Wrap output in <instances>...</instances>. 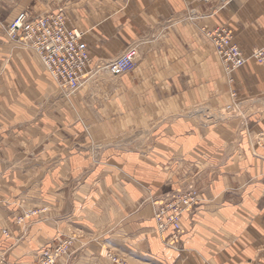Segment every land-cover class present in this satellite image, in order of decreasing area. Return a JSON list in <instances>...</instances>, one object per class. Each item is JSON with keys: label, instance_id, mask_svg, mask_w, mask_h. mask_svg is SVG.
Wrapping results in <instances>:
<instances>
[{"label": "crops", "instance_id": "1", "mask_svg": "<svg viewBox=\"0 0 264 264\" xmlns=\"http://www.w3.org/2000/svg\"><path fill=\"white\" fill-rule=\"evenodd\" d=\"M3 7L0 264H37L72 233L56 264H111L105 247H125L128 264H264V65L247 60L228 81L200 32L228 26L248 58L264 48V0H70L86 72L137 51L133 69L100 70L72 95L7 36L19 12ZM190 182L201 201L175 251L143 200ZM26 210L39 212L18 222Z\"/></svg>", "mask_w": 264, "mask_h": 264}, {"label": "built area", "instance_id": "2", "mask_svg": "<svg viewBox=\"0 0 264 264\" xmlns=\"http://www.w3.org/2000/svg\"><path fill=\"white\" fill-rule=\"evenodd\" d=\"M62 10L31 18L26 11H20L7 25V36L24 48L32 49L41 59L44 68L51 74L56 84L66 93H74L87 76H92L100 70H106L113 76L133 69L135 66L136 49L131 47L107 64L95 65L86 72L89 65L87 47L82 40V33L75 28H67ZM202 36L210 41L214 53L221 63L227 77L231 73L245 66L247 60L264 65V48L251 51L247 58L234 39L231 29L226 25H217L213 28L201 27ZM231 80V79H230ZM235 98V93H231ZM234 101L218 112L223 118L233 110ZM217 116V117H218ZM256 144L264 147V133L256 139ZM194 184L189 183L183 190L176 189L165 194L156 205L155 222L157 230L167 233V246H172L169 241L176 244L175 249H180L182 234L181 219L185 214H190L199 205ZM30 211L24 213L18 222L38 213ZM70 239L63 240L53 252L43 251L39 264H55L56 259L69 251Z\"/></svg>", "mask_w": 264, "mask_h": 264}, {"label": "rangeland", "instance_id": "3", "mask_svg": "<svg viewBox=\"0 0 264 264\" xmlns=\"http://www.w3.org/2000/svg\"><path fill=\"white\" fill-rule=\"evenodd\" d=\"M70 0H0V3L4 6L3 8H6L5 10L9 11L13 8L14 9V13L16 12H20V11H26L27 14L31 17V18H36L38 16L41 15H45V14H49V13H55L59 10H62L64 16V6L66 5V3H68ZM4 12V10H3ZM6 12V11H5ZM66 19V16H65ZM67 22V20H66ZM13 41V40H12ZM18 44V43H17ZM19 45V44H18ZM21 46V45H19ZM22 47V46H21ZM258 47H254L251 49H257ZM136 49V48H135ZM32 50V49H30ZM33 51V50H32ZM250 51V53H251ZM34 52V51H33ZM35 56H37L39 58V60L41 61L40 57L34 52ZM137 54V51H136ZM216 56V55H215ZM217 57V56H216ZM218 59V58H217ZM252 62L259 64L257 62H255L253 59H250ZM219 61V60H218ZM42 62V61H41ZM220 63V61H219ZM43 64V63H42ZM221 65V63H220ZM222 67V66H221ZM224 76H226V74L223 71ZM232 74V73H231ZM227 77V76H226ZM228 78V81H230V78ZM54 81V80H53ZM55 85L60 88L56 82L54 81ZM60 90L62 92H64L65 94H67L65 91H63L61 88ZM77 91V90H76ZM75 91V92H76ZM74 92V93H75ZM73 94V93H72ZM72 94H67V95H72ZM0 131H1V124H0ZM192 183V182H190ZM187 184H179L178 186L175 185L176 187L167 191V192H163L161 193L159 196H148V198H146V200H143V202L145 203H149L152 207V220L154 222V226H153V233L155 234V236L158 238V240H160L161 244H163V246H165L166 248H171L175 250L176 244L173 243V241H169V243L172 244V246H167L165 241L167 240V233H161L157 230V226H156V222H155V210H156V205L163 199V197L165 196V194L169 193V192H173L176 189H180L183 190L187 187ZM193 184V183H192ZM32 211V210H30ZM28 210L23 211L22 214L20 216H22L24 213H28L30 212ZM37 211V210H36ZM20 218V217H19ZM24 220V219H23ZM78 235L76 233H72L68 236H65L63 238V240L65 239H70L71 241V245L69 248V251L65 254H61L57 259H56V263L57 261L64 257V256H68L71 252V247L73 246V244L75 243V241H77ZM63 240H61L60 242H58L55 246H53V248H47V247H43L41 248V250L39 251V255H38V259H37V264H39L40 261V257L43 253V251L48 250L49 252H53L56 248L57 245H59ZM124 248H120V250H113L111 248L105 247L104 248V253H105V258L111 263V264H128V257H127V252L125 253V251L123 250ZM176 251V250H175ZM124 254V255H123ZM55 263V264H56Z\"/></svg>", "mask_w": 264, "mask_h": 264}, {"label": "bare ground", "instance_id": "4", "mask_svg": "<svg viewBox=\"0 0 264 264\" xmlns=\"http://www.w3.org/2000/svg\"><path fill=\"white\" fill-rule=\"evenodd\" d=\"M65 21H66V19H65ZM66 24V26H67V28H74V27H70V26H68L67 25V22L65 23ZM76 29V28H75ZM76 30H78V29H76ZM79 31V30H78ZM81 32V31H80ZM82 33V32H81ZM82 40H83V35H82ZM84 41V40H83ZM85 42V41H84ZM86 44V43H85ZM87 47V46H86ZM131 48V47H130ZM129 49V48H128ZM126 51V50H125ZM124 51V52H125ZM88 54V53H87ZM122 54V53H121ZM136 56H137V54H136ZM88 58H89V56H88ZM127 72V71H126ZM49 73V72H48ZM125 73V72H124ZM50 74V73H49ZM123 74V73H122ZM111 75V74H110ZM50 76H51V74H50ZM113 76V75H112ZM53 79V78H52ZM54 80V79H53ZM67 94H69V93H67ZM71 94V93H70Z\"/></svg>", "mask_w": 264, "mask_h": 264}]
</instances>
